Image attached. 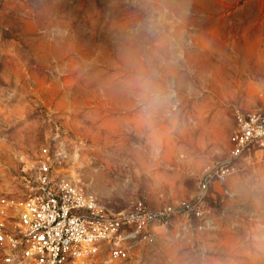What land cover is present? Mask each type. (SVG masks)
<instances>
[{
  "label": "rangeland",
  "instance_id": "1",
  "mask_svg": "<svg viewBox=\"0 0 264 264\" xmlns=\"http://www.w3.org/2000/svg\"><path fill=\"white\" fill-rule=\"evenodd\" d=\"M263 104L264 0H0V199L26 197L44 148L117 211L232 166L203 217L97 264H264V152L230 157L236 110Z\"/></svg>",
  "mask_w": 264,
  "mask_h": 264
},
{
  "label": "built area",
  "instance_id": "2",
  "mask_svg": "<svg viewBox=\"0 0 264 264\" xmlns=\"http://www.w3.org/2000/svg\"><path fill=\"white\" fill-rule=\"evenodd\" d=\"M234 120L230 157L244 149L264 152V104L237 109ZM49 155L44 148L26 197L0 199V249L6 264H97L103 254L112 261L127 259L133 245L151 242L156 225L172 214L203 217L210 183L232 169L228 163L208 169L199 181V193L175 207L151 209L137 200L117 211L75 181L55 178Z\"/></svg>",
  "mask_w": 264,
  "mask_h": 264
}]
</instances>
